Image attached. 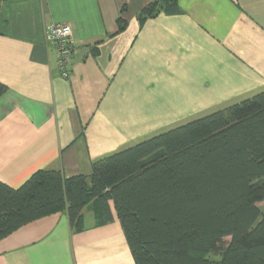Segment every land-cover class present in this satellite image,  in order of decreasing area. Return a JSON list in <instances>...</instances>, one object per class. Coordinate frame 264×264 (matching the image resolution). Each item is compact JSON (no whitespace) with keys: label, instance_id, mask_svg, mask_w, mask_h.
<instances>
[{"label":"crops","instance_id":"0c3cea01","mask_svg":"<svg viewBox=\"0 0 264 264\" xmlns=\"http://www.w3.org/2000/svg\"><path fill=\"white\" fill-rule=\"evenodd\" d=\"M0 0V181L39 169L89 175L93 161L264 90V0ZM125 23L118 31V21ZM72 30L70 75L49 23ZM70 226L64 211L0 238V264H136L112 203Z\"/></svg>","mask_w":264,"mask_h":264},{"label":"trees","instance_id":"16d2710c","mask_svg":"<svg viewBox=\"0 0 264 264\" xmlns=\"http://www.w3.org/2000/svg\"><path fill=\"white\" fill-rule=\"evenodd\" d=\"M156 11L178 13L177 0L139 19ZM90 202L101 222L112 203L136 264H264V90L99 158L89 175L0 181V238L57 211L77 228Z\"/></svg>","mask_w":264,"mask_h":264},{"label":"built area","instance_id":"2783aa9c","mask_svg":"<svg viewBox=\"0 0 264 264\" xmlns=\"http://www.w3.org/2000/svg\"><path fill=\"white\" fill-rule=\"evenodd\" d=\"M46 39L56 50L57 73L67 78L70 75V64L74 50L72 30L69 24L64 22L49 23L45 29Z\"/></svg>","mask_w":264,"mask_h":264},{"label":"rangeland","instance_id":"374dc122","mask_svg":"<svg viewBox=\"0 0 264 264\" xmlns=\"http://www.w3.org/2000/svg\"><path fill=\"white\" fill-rule=\"evenodd\" d=\"M200 117H201V116H200ZM195 118H198V117H196V116H192V117H191V116H190V117H188V119H189L188 121H190V120H192V119H195ZM259 205H261V207L264 208V207H263V206H264V203H260Z\"/></svg>","mask_w":264,"mask_h":264},{"label":"water","instance_id":"95a60500","mask_svg":"<svg viewBox=\"0 0 264 264\" xmlns=\"http://www.w3.org/2000/svg\"><path fill=\"white\" fill-rule=\"evenodd\" d=\"M152 15H156V12H154Z\"/></svg>","mask_w":264,"mask_h":264}]
</instances>
